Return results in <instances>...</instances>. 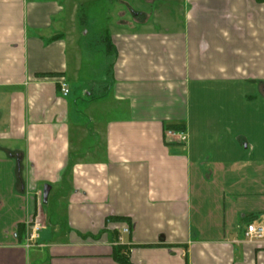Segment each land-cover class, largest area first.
I'll return each mask as SVG.
<instances>
[{"label": "crops", "instance_id": "crops-1", "mask_svg": "<svg viewBox=\"0 0 264 264\" xmlns=\"http://www.w3.org/2000/svg\"><path fill=\"white\" fill-rule=\"evenodd\" d=\"M97 1L0 0V264H264V0Z\"/></svg>", "mask_w": 264, "mask_h": 264}, {"label": "rangeland", "instance_id": "rangeland-1", "mask_svg": "<svg viewBox=\"0 0 264 264\" xmlns=\"http://www.w3.org/2000/svg\"><path fill=\"white\" fill-rule=\"evenodd\" d=\"M132 3H134V1H132ZM96 7H93L94 8V11H95V17L90 21V25H92L93 27H95V30L96 31H100L102 32L105 28L109 27L110 25V19H113L114 18V14H115V8H114V5L112 4L111 0H103V1H97L96 3H94ZM122 4V3H121ZM136 5V2L134 3ZM122 7V6H121ZM136 7V6H135ZM129 8V6H128ZM138 8V7H136ZM124 9V8H123ZM139 9V8H138ZM84 13L88 11V8L85 7V9L83 10ZM127 18H130L128 17L129 15L126 14ZM141 21V20H140ZM105 62H106V59L103 55H96L95 57V64L96 66L102 64V66L105 65ZM104 64V65H103ZM105 73V72H104ZM249 88V86L247 87V89ZM80 94V90H77V93H76V96L74 98H72V101L75 99V102H76V99H77V102H81V100H79L77 97L79 96ZM248 100V99H247ZM256 100H259L258 99H255V100H251V101H256ZM250 101V100H249ZM259 103V101L257 102V104ZM256 104V105H257ZM247 106H254L253 104H248L247 103ZM248 107V109H249ZM255 107V106H254ZM90 109H87L86 110V116H87V119L89 118V116L92 117V114L91 112H89ZM89 115V116H88ZM236 114H231L230 116H235ZM245 119H246V130L249 131V127L248 126V122L250 121L249 119L250 118V113L247 111V108H246V112H245ZM237 118H239V116H237ZM216 119V117H215ZM222 119L224 120H231L232 118H230L228 115L227 117L226 116H222ZM239 122H242L241 119L237 120ZM234 122V121H233ZM236 122V121H235ZM87 126H90L91 127V123H85ZM91 129V128H89ZM6 224V220H0V229L4 228V225ZM6 228V226H5ZM5 231V229L3 230ZM2 231V232H3ZM41 233V232H40ZM43 237V236H42Z\"/></svg>", "mask_w": 264, "mask_h": 264}, {"label": "built area", "instance_id": "built-area-1", "mask_svg": "<svg viewBox=\"0 0 264 264\" xmlns=\"http://www.w3.org/2000/svg\"><path fill=\"white\" fill-rule=\"evenodd\" d=\"M60 94L63 97H66L69 90L67 88L66 83L63 79L59 80ZM178 140L179 142H183L185 140V135L182 132H175L173 130L165 131V141ZM29 232L26 236V247H30L36 244V240L39 236V231L42 229V225L36 219H31L29 221ZM129 232L128 228L125 227L122 230L123 234H127ZM245 236L249 240H260L264 238V225H256V224H248L246 226ZM121 238H119L120 240Z\"/></svg>", "mask_w": 264, "mask_h": 264}, {"label": "trees", "instance_id": "trees-1", "mask_svg": "<svg viewBox=\"0 0 264 264\" xmlns=\"http://www.w3.org/2000/svg\"><path fill=\"white\" fill-rule=\"evenodd\" d=\"M107 50L110 48L108 40H106ZM168 129L174 130L175 132L182 131V128L178 126H168ZM24 230V226H20V231ZM121 246L115 247L112 252V258L117 264H131L128 260V251L123 250Z\"/></svg>", "mask_w": 264, "mask_h": 264}]
</instances>
